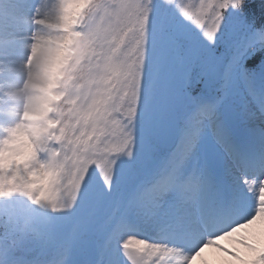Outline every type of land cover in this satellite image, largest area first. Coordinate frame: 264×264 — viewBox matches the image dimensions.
Listing matches in <instances>:
<instances>
[{
    "label": "snow or ice",
    "instance_id": "snow-or-ice-1",
    "mask_svg": "<svg viewBox=\"0 0 264 264\" xmlns=\"http://www.w3.org/2000/svg\"><path fill=\"white\" fill-rule=\"evenodd\" d=\"M248 6L14 0L0 128L32 153L0 194V264H264V69L247 67L264 21ZM69 35L50 100L33 85ZM33 170L52 173L53 201L36 199Z\"/></svg>",
    "mask_w": 264,
    "mask_h": 264
},
{
    "label": "clouds",
    "instance_id": "clouds-1",
    "mask_svg": "<svg viewBox=\"0 0 264 264\" xmlns=\"http://www.w3.org/2000/svg\"><path fill=\"white\" fill-rule=\"evenodd\" d=\"M9 9L14 3V0H3ZM72 5L76 8L83 7L87 0H71ZM69 44H74L72 36L65 37L61 42V53L57 57L51 59L48 62L46 68V79L43 82H38L33 85L34 88L44 92L50 100L60 99L61 93L53 91L58 87L57 82L65 75L64 65L66 60L61 61L60 56L69 55ZM22 86V85H21ZM25 115L29 113L25 112ZM32 153V145L28 142V135L25 131L17 129L12 134V139H9L5 134L3 128H0V194L6 191V185H11L19 179L15 174L13 166H26ZM7 173V176L4 174ZM52 173L49 171L38 172L33 170L29 173L28 186L36 189V199H45L49 202L53 201L56 197V192L51 188L49 183ZM260 200H264V188L260 190ZM260 218L264 219V207L258 209ZM204 253H198L192 258L190 264H203L201 256Z\"/></svg>",
    "mask_w": 264,
    "mask_h": 264
},
{
    "label": "trees",
    "instance_id": "trees-1",
    "mask_svg": "<svg viewBox=\"0 0 264 264\" xmlns=\"http://www.w3.org/2000/svg\"><path fill=\"white\" fill-rule=\"evenodd\" d=\"M248 16L257 22L264 21V1L259 0L255 3L249 1Z\"/></svg>",
    "mask_w": 264,
    "mask_h": 264
},
{
    "label": "rangeland",
    "instance_id": "rangeland-1",
    "mask_svg": "<svg viewBox=\"0 0 264 264\" xmlns=\"http://www.w3.org/2000/svg\"><path fill=\"white\" fill-rule=\"evenodd\" d=\"M6 4L3 2V0H0V15H4L5 13V10H6ZM261 64V63H260ZM260 69H264V61H263V64L261 66ZM259 70V69H258ZM257 70V71H258ZM207 252H209V254H211L212 256H214V250L212 249H208Z\"/></svg>",
    "mask_w": 264,
    "mask_h": 264
},
{
    "label": "bare ground",
    "instance_id": "bare-ground-1",
    "mask_svg": "<svg viewBox=\"0 0 264 264\" xmlns=\"http://www.w3.org/2000/svg\"><path fill=\"white\" fill-rule=\"evenodd\" d=\"M7 11H8V8L6 7V10H5V13H4V14H6V13H7ZM206 255H207V256H209V257H212V255H211V254H209V252H206Z\"/></svg>",
    "mask_w": 264,
    "mask_h": 264
}]
</instances>
